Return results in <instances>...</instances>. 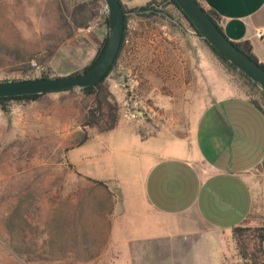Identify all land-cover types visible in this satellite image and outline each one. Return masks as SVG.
I'll return each mask as SVG.
<instances>
[{
	"label": "rangeland",
	"instance_id": "rangeland-1",
	"mask_svg": "<svg viewBox=\"0 0 264 264\" xmlns=\"http://www.w3.org/2000/svg\"><path fill=\"white\" fill-rule=\"evenodd\" d=\"M146 1L126 0L125 43L97 94L75 89L0 105V264H112L111 228L124 197L108 177L126 174L142 150L135 133L186 137L219 95H246L264 106V93L251 81L258 92L252 90L176 6ZM103 20L98 0H0V81L58 77L71 66L82 73L89 35L80 30ZM68 44L78 66L53 65ZM91 112L102 118L100 128L117 116V127L84 128ZM85 137L88 145L73 154L101 155L103 168L80 166L98 178L79 172L69 156ZM257 228L242 226L248 259L235 231L228 234L233 261L255 264Z\"/></svg>",
	"mask_w": 264,
	"mask_h": 264
},
{
	"label": "crops",
	"instance_id": "crops-1",
	"mask_svg": "<svg viewBox=\"0 0 264 264\" xmlns=\"http://www.w3.org/2000/svg\"><path fill=\"white\" fill-rule=\"evenodd\" d=\"M199 2L216 15L231 42L249 44L264 65V0ZM83 35H89L80 65L86 67L108 37V24L81 29ZM70 48L64 45L53 65H76ZM77 70L71 66L57 76ZM135 135L142 150L134 152L126 174L108 177L124 197L111 228L112 264H241L233 261L227 236L247 224L264 227V111L249 96L219 95L186 137ZM89 141L69 156L79 172L94 179L80 166L102 167V156L73 154Z\"/></svg>",
	"mask_w": 264,
	"mask_h": 264
},
{
	"label": "water",
	"instance_id": "water-1",
	"mask_svg": "<svg viewBox=\"0 0 264 264\" xmlns=\"http://www.w3.org/2000/svg\"><path fill=\"white\" fill-rule=\"evenodd\" d=\"M192 22L198 36L247 76L264 93V68L240 50L221 31L198 0H174ZM107 9L108 37L101 56L88 71L63 77L0 81V98L22 97L82 90L101 82L111 72L123 43L125 13L120 0H100ZM145 10L139 13H149ZM166 16V14L162 13ZM168 17V16H167Z\"/></svg>",
	"mask_w": 264,
	"mask_h": 264
},
{
	"label": "trees",
	"instance_id": "trees-1",
	"mask_svg": "<svg viewBox=\"0 0 264 264\" xmlns=\"http://www.w3.org/2000/svg\"><path fill=\"white\" fill-rule=\"evenodd\" d=\"M121 1V0H120ZM171 4H173L174 6H176L181 12L182 14L185 16V18L188 20L190 26L195 30V32L198 34V31L196 30V28L194 27V25L192 24V22L189 20V18L185 15V13L180 9V7L176 4V2L174 0H168ZM199 2V1H198ZM122 3V2H121ZM151 5V4H150ZM123 6V4H122ZM123 10H124V13H125V23H126V27H125V32H124V38H123V43H122V46H121V50L119 52V55L122 51V48L124 46V43H125V38H126V34H127V23H128V18L126 16V11H125V7L123 6ZM142 10H147V8H142ZM208 12V11H207ZM209 15L211 16V18L215 21V23L219 26L218 24V21H217V18H216V15L213 13V12H208ZM106 23L107 22V19H106ZM219 28L221 29V27L219 26ZM222 31V29H221ZM199 35V34H198ZM106 42H107V38L105 39L104 43L102 44L99 52H98V55L97 57L94 59V61L89 65L87 66L83 72L85 71H88L89 69H91L93 67V65L97 62V60L99 59V57L101 56L102 52L104 51V48H105V45H106ZM236 46L242 50L244 53H246L250 58H252L254 61H256L257 63L258 60L255 58V56L252 54V51H251V47L249 44H236ZM214 50V49H213ZM215 51V50H214ZM216 52V51H215ZM217 53V52H216ZM119 55L117 57V59L119 58ZM217 55L225 62L227 63L231 68L235 69L234 66L229 63L225 58H223L219 53H217ZM117 62V60H116ZM115 62V64H116ZM114 64V65H115ZM260 64V63H259ZM263 68H264V65L260 64ZM77 74H80V73H74V75H77ZM241 77L243 78V80L245 81V83L252 88V90H256L255 88V85L251 82V80L245 76L244 74L240 73ZM107 77V76H106ZM41 78H48V76H43ZM106 78H104L101 82H99L98 84L94 85V86H91V87H88V88H85V89H82L81 91L87 95H93V94H97L98 91L102 88V85L104 83V80ZM68 91H71V90H68ZM257 91V90H256ZM258 92V91H257ZM42 95H31V96H22V97H9V98H0V105L3 107V109H6V106L9 102L11 101H31V100H36L38 99L39 97H41ZM254 100V99H253ZM255 103L264 111V106H262L258 101L254 100ZM102 105V103H101ZM102 107V106H101ZM100 110H102V108H100ZM99 110V111H100ZM102 121V118L98 116V114H95L94 112L90 113L89 116H87L85 118V120L83 121L82 123V126L84 128H87V127H98L100 128V123ZM117 124H118V117L115 116V118L113 119L112 123L107 126V127H104V128H100L101 132L102 133H105V132H109V131H112L114 130L116 127H117ZM88 140V137H85L84 141L82 142L85 143L86 141ZM101 183V182H99ZM235 231V235H237L238 239H239V242H241L242 244V239H243V236L240 235L242 233V227H237L234 229ZM239 235V236H238ZM255 240L257 241L258 243V247H257V251L256 253L253 254V257L252 259L255 261V264H258L260 260H264V227H259L257 228V235L255 236ZM242 248H243V252H244V258L245 259H248V252L244 249V245L242 244Z\"/></svg>",
	"mask_w": 264,
	"mask_h": 264
},
{
	"label": "built area",
	"instance_id": "built-area-1",
	"mask_svg": "<svg viewBox=\"0 0 264 264\" xmlns=\"http://www.w3.org/2000/svg\"><path fill=\"white\" fill-rule=\"evenodd\" d=\"M100 1V0H98ZM107 9L102 5V14L104 16V22H106V19H107ZM100 21H97L95 22L94 24L88 26L87 28H85L84 30L87 31V32H90L91 30H93L94 28H96L98 25H99ZM257 37L258 38H261L262 37V33H258L257 34ZM32 66L35 67V69L37 70H40L41 68L35 63V62H32Z\"/></svg>",
	"mask_w": 264,
	"mask_h": 264
}]
</instances>
